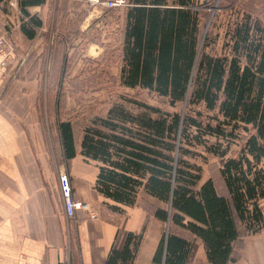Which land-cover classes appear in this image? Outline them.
<instances>
[{
  "label": "trees",
  "instance_id": "trees-1",
  "mask_svg": "<svg viewBox=\"0 0 264 264\" xmlns=\"http://www.w3.org/2000/svg\"><path fill=\"white\" fill-rule=\"evenodd\" d=\"M127 1L120 85L182 108L123 97L85 126L80 153L98 163L96 189L115 203L111 210L134 206L141 189L164 203L154 212L168 227L153 264H189L197 238L209 264H236L242 238L264 229V19L228 0L234 14L221 53L212 55L216 39L203 30L206 3ZM45 2L18 0L28 39L43 24L28 8ZM59 131L71 159L77 151L70 120L60 121ZM200 147L220 159L223 192L212 178L199 185L202 168L189 158L207 161ZM142 240L143 231L119 229L105 264H133Z\"/></svg>",
  "mask_w": 264,
  "mask_h": 264
},
{
  "label": "crops",
  "instance_id": "crops-1",
  "mask_svg": "<svg viewBox=\"0 0 264 264\" xmlns=\"http://www.w3.org/2000/svg\"><path fill=\"white\" fill-rule=\"evenodd\" d=\"M50 2L56 8L63 0H46L43 5L28 8L43 22L34 39H28L21 31L18 0H9L6 5L8 9L10 5L16 7L11 8L9 16L15 19L13 30L0 31L18 46V60L0 83V264H105L119 229L143 231L133 264H153L165 231V223L154 212L164 203L141 189L134 206L120 205L121 212L111 210L108 205L115 203L96 189L98 163L80 153L81 141L71 120L77 151L73 158H65L59 140L61 160L67 167L53 165L47 151V126L41 118L42 109L47 115V82L53 78H85L86 69L94 70V65H99L101 51L91 43L87 51L73 49L67 57L62 49L57 51V44L47 46V39L51 43L57 39L51 34L47 38L45 33ZM81 30L88 32L87 28ZM121 62L106 73L119 78ZM67 63L70 67L64 75L60 70ZM65 168L74 198L96 208L97 217H91L86 209L77 210L72 219L66 216L58 181L60 170ZM196 244L207 259L201 239L197 238ZM238 253L236 264H264V229L243 237Z\"/></svg>",
  "mask_w": 264,
  "mask_h": 264
},
{
  "label": "rangeland",
  "instance_id": "rangeland-1",
  "mask_svg": "<svg viewBox=\"0 0 264 264\" xmlns=\"http://www.w3.org/2000/svg\"><path fill=\"white\" fill-rule=\"evenodd\" d=\"M235 1L238 8L250 10L264 19V0ZM127 2L126 0L124 5L115 9L103 5L92 6L88 0H63L60 5H58L59 3L56 5V8L55 3L50 2L47 7V32L45 33H47V38L50 34L57 37L53 43H51V39H47V46L54 47V44H57V51L62 49L67 57L73 49H76L75 52L87 51L91 43L101 49L97 59L99 65H94V70L86 69L85 78H53L52 82H47V115L42 109L41 118L47 126V151L52 157L53 165L64 164L60 156L59 143L61 120L74 122L77 139L81 141L84 128L91 122V119L105 116L111 105L116 101H122L123 97L136 98L171 112L180 111L182 108L181 104L176 107L169 106L164 98L150 93L148 90L124 88L120 85L119 78L106 73L109 69L115 68L116 63L121 62L122 59V30ZM199 3L207 5L201 9L206 14L203 30L204 32L210 31L213 38L216 39V43L210 46L208 51L212 55H219L224 41V31L234 12L227 9L230 6L228 0H199ZM14 5H16L15 2ZM74 6L78 9L71 10L70 8ZM11 8L16 7L10 5L8 9L6 5H0V31L13 30L15 19L12 20L9 17L13 12ZM9 11L12 12L9 13ZM215 14L216 17L212 21L211 18ZM80 28H87L88 32L83 33ZM58 37L61 38L60 41ZM69 67V63L65 64L64 67H61L60 72L63 69L65 75L69 71ZM44 105L45 100L42 101V108H45ZM238 149L237 145L233 146L234 152ZM197 152L208 157L207 161H204L200 156L189 158L192 164L202 168L201 182L212 178L219 192H223L224 187L219 172L220 159L205 154L201 147L197 149ZM64 165L67 167L66 163ZM66 171L68 170L66 169ZM167 227L168 224H165L166 231ZM197 247L189 264H209L203 249Z\"/></svg>",
  "mask_w": 264,
  "mask_h": 264
},
{
  "label": "built area",
  "instance_id": "built-area-1",
  "mask_svg": "<svg viewBox=\"0 0 264 264\" xmlns=\"http://www.w3.org/2000/svg\"><path fill=\"white\" fill-rule=\"evenodd\" d=\"M92 6L103 5L107 8H116L124 5L126 0H88ZM17 44L7 33H0V83L5 79L7 70L13 66L17 58ZM60 192L62 195L65 214L68 218H74L77 210H88L91 217L98 216V210L87 203L77 200L73 195V187L68 171L60 170L58 174Z\"/></svg>",
  "mask_w": 264,
  "mask_h": 264
}]
</instances>
